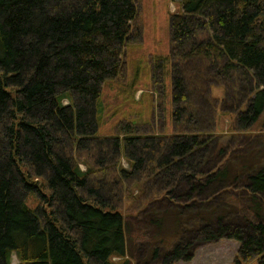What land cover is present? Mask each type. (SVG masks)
Returning <instances> with one entry per match:
<instances>
[{
    "label": "trees",
    "instance_id": "obj_1",
    "mask_svg": "<svg viewBox=\"0 0 264 264\" xmlns=\"http://www.w3.org/2000/svg\"><path fill=\"white\" fill-rule=\"evenodd\" d=\"M175 1L153 76L173 64L172 118L187 132L129 122L99 135L135 0H0V264H177L221 239L238 242L236 264H264V0ZM175 59L208 63L223 98ZM233 99L234 133H213ZM141 184L153 200L127 215Z\"/></svg>",
    "mask_w": 264,
    "mask_h": 264
},
{
    "label": "rangeland",
    "instance_id": "obj_2",
    "mask_svg": "<svg viewBox=\"0 0 264 264\" xmlns=\"http://www.w3.org/2000/svg\"><path fill=\"white\" fill-rule=\"evenodd\" d=\"M135 2L137 14L131 23V34L126 41L122 74L107 81L102 90V113L99 116L98 134H118L120 123L129 122L135 125L139 134L185 133L187 131L183 128V124L174 123L172 118L173 64L167 63L157 76H153L154 59L170 54V16L180 10L179 5L175 0H135ZM185 61L173 60L179 69L186 70L187 75L191 73L190 69L192 72L204 71L207 77L212 79L210 83L215 84L210 88L212 98L220 101L224 96V88L220 85L216 86L213 76L210 77L211 72L207 73L210 69L209 64L197 60ZM234 101L236 100H229L228 105L222 109L217 106L214 112L217 121L213 133L223 136L234 133L231 131L235 117ZM190 102L202 110H207L209 115V107L205 109V103L197 99L195 101V96H191ZM210 109L212 110L211 107ZM203 128H206L205 124ZM234 149L236 150V147ZM120 164L128 167L124 159H121ZM81 168L85 170L86 167L82 164ZM140 186L138 185L137 188L130 185L129 190L124 194L123 208L127 215L134 216L138 210L148 208L153 200L151 191L155 186L144 184ZM139 189L144 192H140ZM28 204L35 206L34 201H29ZM238 246V242L228 239L202 244L196 248L190 261H180L177 264H236L235 255ZM11 261L12 264L18 263L15 254H12ZM242 264H257V261L252 259Z\"/></svg>",
    "mask_w": 264,
    "mask_h": 264
},
{
    "label": "bare ground",
    "instance_id": "obj_3",
    "mask_svg": "<svg viewBox=\"0 0 264 264\" xmlns=\"http://www.w3.org/2000/svg\"><path fill=\"white\" fill-rule=\"evenodd\" d=\"M214 58V60H215V64L213 65V67H212V69H211V71H212V74L214 75L213 77L215 78V79H217L216 77H217V70L220 68V66L222 65V63H223V60H220V59H217V57H213ZM216 58V59H215ZM207 73H208V71H207ZM18 261V260H17Z\"/></svg>",
    "mask_w": 264,
    "mask_h": 264
}]
</instances>
